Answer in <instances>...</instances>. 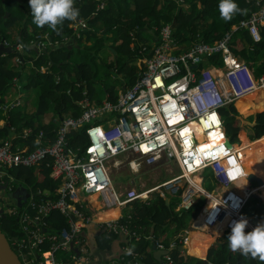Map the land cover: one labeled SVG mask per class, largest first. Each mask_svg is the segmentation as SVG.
<instances>
[{
	"label": "built area",
	"instance_id": "obj_1",
	"mask_svg": "<svg viewBox=\"0 0 264 264\" xmlns=\"http://www.w3.org/2000/svg\"><path fill=\"white\" fill-rule=\"evenodd\" d=\"M254 4L255 10L212 41L180 42L172 35L171 23L156 27L160 38L140 58L135 81L120 90L115 102L105 96L95 105L84 96L78 101L81 112L77 117L65 116L57 121L53 139L43 140V132L38 131L28 142L29 127L19 134L0 136V187L12 190L11 180L19 181L10 169L33 166L44 158L50 159V176L59 179L54 197L46 196V190H37L36 198L28 189L21 210L14 208V201L0 195V214L6 210L17 214L23 235L15 236L11 244L23 264H87L91 252L81 230L94 219L96 206L105 212L132 201L147 200L151 191L161 196L175 195L177 209L184 211L191 210L203 198L205 203L198 211L197 224L205 230L223 225L219 234L230 233L231 224L241 217L248 220L246 229H254L249 217L241 211L253 189L259 186L247 183L239 190L235 187L247 180V174L234 147L237 143L231 142L232 148L226 144L229 138L219 112L221 107L257 89L264 92V74L256 76L248 62L231 48L232 33L237 28H246L254 42L261 39L259 27L264 23V0H255ZM104 6L105 1L96 4L97 9ZM71 26L79 37V31L87 23L77 19ZM45 43L35 42L39 51L45 48ZM211 58L219 59L220 63L210 61ZM19 105V98L0 103L4 114L0 120L4 125H9V111ZM79 128L84 129L87 139L80 151L68 143V133ZM212 133L213 141L206 144ZM121 155L127 157L128 166L135 171L164 160L176 162L180 173L146 190L134 187L117 190L112 184L109 162ZM209 169L220 190L210 191L200 185L201 172ZM195 175L200 180H194ZM4 202L6 210L2 206ZM211 202L218 208L208 221L205 210ZM53 211L65 217V226L55 228L50 224L48 217ZM99 225L108 235L139 239L137 231L117 216H106ZM187 240L188 236H184L182 242ZM156 245L164 247L158 240ZM34 247L38 253L32 256ZM125 248L112 259V264L130 262L126 256L129 249L125 251ZM65 251H71V255L67 256ZM165 259L171 264L168 253Z\"/></svg>",
	"mask_w": 264,
	"mask_h": 264
},
{
	"label": "trees",
	"instance_id": "obj_2",
	"mask_svg": "<svg viewBox=\"0 0 264 264\" xmlns=\"http://www.w3.org/2000/svg\"><path fill=\"white\" fill-rule=\"evenodd\" d=\"M177 1L179 0H106L105 6L97 9L93 0H78L74 4V7L79 10L77 19H83L88 24L100 21L104 26V32L94 35L93 43L90 45L83 43L81 47H70L56 43L64 36L78 37L71 26L72 21H65L59 33L53 32L47 26L43 28L35 26L32 32H27L24 28L21 29L19 42L24 45L26 52H32L37 56L34 61L36 70L33 69L30 72L25 83H22L20 79L21 88H26L23 99L28 106L30 105L29 99L32 98L33 102V98H35L36 101L34 109L31 111L25 109L12 112L8 117L9 125L0 127V136L9 135L12 132L19 134L24 127H29L31 131L30 135L27 136L28 142L34 138L38 131L43 132V140L46 138L53 139L57 121L61 117H65L64 111L67 112L66 116L77 117L81 112L78 101L84 96L97 105L100 103L99 97L102 96V91H105L108 94L107 99L115 102L119 89L118 85L113 82L108 85L103 84L102 79L97 76L98 69L110 67L117 70L123 74V78L120 80L121 87L130 86L137 77L139 66L136 58L138 51L142 48L140 42L145 44V48L149 50L148 43H157L160 38L158 37V30L154 26L159 27L171 23L172 35L180 42L212 41L219 38L233 24L257 8L254 4L255 0H234L245 11L243 14H236L231 21L225 22L219 14L220 0H183L190 5L188 10L180 7ZM197 3H200L202 7L198 6ZM14 9H19L23 13L20 18L26 14H31L28 0L20 2L17 0H0V21L4 20L7 26L14 24L18 18ZM40 29L41 31L46 30L44 35L38 33ZM259 30L261 39L257 42L252 40L246 28L235 29L231 41L233 52L252 66L256 76L264 74V23L260 25ZM49 36L50 39L48 40ZM7 38L8 32H0V42ZM77 39L79 40V37ZM106 39L108 41L110 39L109 44ZM38 40L47 42L45 50L37 52L34 48L28 47L30 42L35 44ZM105 48L114 58L111 57L109 60L105 55L102 56ZM12 51L10 54L0 56V101L3 100L1 95L10 88L11 80L18 74L15 68L3 66L8 56L17 55L16 50ZM144 53H146L145 50ZM31 59V55H21L20 61L24 65ZM210 61L220 63L217 58H211ZM46 66L48 68L45 70ZM244 101L245 103L242 104ZM236 105L241 106L242 108H240L244 113L255 111L253 117L247 120L238 119L239 113ZM219 112L223 119L225 134L231 142H240L239 146L252 143L254 152L250 145L239 153L246 163L247 171L256 165L253 157L255 153L258 165L254 172L259 176H264V92L259 90L245 99L230 102L221 107ZM44 116L47 118L46 120L43 119ZM9 126L13 127V131ZM245 126L249 127L250 132ZM237 139L239 141H236ZM86 142L83 128L71 130L68 133V143L73 149L82 150ZM49 160V158H44L33 166H17L10 171L19 180V183L22 182L21 184L28 186L25 187L35 194L36 198L39 197L36 195L37 190H46V196L54 197L59 179L50 176ZM12 187L14 188V185ZM2 190L3 187L0 188V195ZM262 196L264 197V190ZM164 201L163 198H158L152 205L132 201L129 227L141 236L136 241V246L131 249V254L126 255L127 260L130 261L127 264H131L135 259H142L145 264H164L163 261L153 257L148 252L152 245V239L148 238L145 228L140 227L152 223L159 236V231L167 229L168 221H174L177 227H182L184 216L180 213L185 212L174 211ZM14 208L16 210L23 209L22 205H15ZM16 216V213L5 212L0 214V228L8 237H21L23 235L20 234V225ZM125 217L123 215L118 220H123ZM48 221L55 228L63 227L67 223L65 217L58 211H53L49 215ZM245 231L250 230L245 229ZM110 234L111 237L117 235L115 233ZM184 236L186 235H177V238L170 242L161 240L164 247H170L173 256L171 264L184 262L178 249V240L181 242ZM227 237L216 243L208 244L206 254L201 258L195 257L196 264H261L258 259L246 258L239 252H231L227 247ZM191 241L193 244L197 240L192 239ZM172 244L176 247H171ZM197 244L205 245L203 248L206 247V243L197 242ZM34 250L32 256L38 253L37 248L34 247ZM134 254L139 256L134 257ZM141 254L143 255L140 256Z\"/></svg>",
	"mask_w": 264,
	"mask_h": 264
},
{
	"label": "crops",
	"instance_id": "obj_3",
	"mask_svg": "<svg viewBox=\"0 0 264 264\" xmlns=\"http://www.w3.org/2000/svg\"><path fill=\"white\" fill-rule=\"evenodd\" d=\"M17 1L20 2L22 0H17ZM77 1L78 0H74V4ZM93 1H95V3L97 4L99 2H103L106 0H93ZM29 17H31V18H29ZM31 19H33L32 15L26 14L23 18H19L18 22H15L14 24L9 25V26H7L5 24L4 20L0 21V32L1 33L8 32V38L6 40H3L2 42L5 45H11L12 50L17 51V55L8 56L3 63L4 67H7V68L12 67L18 71V74L15 75L13 77V79L11 80L12 84H11L10 88L4 94L1 95L3 100L0 101V103L5 102L7 100H13L15 98H19L21 101V105L14 108L13 110H10L9 115H11L12 112H15L18 110L23 111V110L27 109V111H31L34 109V104L32 102V98L28 100V103L30 104L29 106L24 101L23 93L25 92L24 90L26 88L22 89L21 88L22 85L20 83V79L22 80V83H25L27 80V76L30 74V72L33 69L36 70V66L34 65V61L37 58L36 54H34V53L32 54V52H26L24 50V45L21 42H19L20 37H21V35H20L21 29L24 28L27 30V32H32L35 29L36 25L31 23V21H30ZM80 31H82V32H80ZM80 31L79 32L81 34L79 36V40L77 39L78 37L73 38L72 35H69V36H64L57 44L58 45H64V46H70V47H73V46L74 47H76V46L81 47L83 43H86V45H90L91 43H93V41L95 39V37H94L95 34H99V33L104 32V26H103L102 22H100V21L96 22V23H90V24L87 23V27L81 29ZM98 31H100V32L97 33ZM45 32H46V30L41 31V29L38 31V33L41 35H44ZM45 46L47 47V42L45 43ZM28 47L34 48L37 52H40L38 50L37 44H34V42H30ZM12 50L10 52H7V53H2L0 56H5L7 54H10L11 52H13ZM21 55L22 56L31 55L32 59L23 65V63H21V61H20ZM250 67L252 68V66H250ZM40 71H42V70L40 69ZM119 92H120V89H118L117 94ZM101 95L102 96L99 97V99H104L105 96H108L107 92H105V91H102ZM23 104H26V105H23ZM25 106H26V108H25ZM3 117H4V114L0 110V119H2ZM43 119L46 120L47 118L44 116ZM3 125H4L3 120H0V127H2ZM253 157L255 158L256 165L254 168H252L250 170L254 171L257 168L258 163H257L256 157H255V153H254ZM152 165H154V164H152ZM152 165H149V166H152ZM144 167H147V166H144ZM205 171H208V170H205ZM168 178H170V177H168ZM168 178H166V179H168ZM202 182H203V180L200 182V185L202 184ZM201 186L203 189H207V187H205L204 185H201ZM235 187L239 190V187H241V185L238 184ZM208 189H211L210 191H212L214 189L220 190L221 188L218 185H216L215 182L213 181V185L210 186V188H208ZM258 189H257V194L261 197V201L263 200L262 202L264 203V199H263L264 197L262 196L264 186L261 188V190H258ZM151 194L154 198L152 200H150L148 203H144V204L152 205V203L154 204L155 201L158 200V198H163L165 200V198L168 197V202L164 201L167 206H170L172 209H174V211H177V212L178 211H184L182 209H179V210L177 209V203H178L177 201L178 200H177V197L175 195L171 196V195L165 194V196H161V195L157 194L156 192H152ZM250 196H253L252 193L248 196L246 202L248 201ZM261 201H260V203H261ZM204 203H205L204 199L201 198L196 202V204L192 207L191 210H188V211L186 210V211H184L185 213L178 212V213H180V215L184 216V220H182V227H177L176 222H174V221H168L167 229L165 231H159L160 236L158 235V232L154 230L152 223H148V224L140 226V227L145 228L146 233H148V238L150 237V235H155L158 237V238L156 237V240H160V241L162 240L163 242H168V241L170 242L171 240L177 238V235L188 236V240L185 243H182V241L179 242V240H178L179 253H180V256L183 257V261H184L182 264H196L195 257L196 258L199 256L203 257L207 252V245L220 241L221 240L220 238L222 236L221 234H215L214 235V234H210V232L208 233V231L205 232L204 231L205 228L198 226L197 223L199 221V215H197V214H198V211L200 210V208L204 205ZM260 203L257 202L256 214H250V215L248 214L249 216H251V215L252 216L253 215L259 216V215L263 214V210L259 208ZM131 206H132V204L128 203L125 206L117 207L115 209L113 208V209H110V210L105 211V212L102 210H98L99 208L96 206V214L93 215L94 219H92L91 221L86 223V225L81 230V233L85 236L84 237L85 241L89 245L90 252H92V250H94L95 247L98 246L99 248L106 250L107 257H115V256H119L120 254L123 253L124 247H126L125 248V251H126L127 248L133 249V247L136 246V241L138 239L129 240L126 238V235H116L114 237H111L110 235L105 233V231H103L101 229V226L99 225L101 220H104V217H106V216L110 217L111 216V215H107V214H108V212L113 211V210H117V214L112 215V216H115V217L117 216L119 219L120 217L125 215L126 216L124 218L125 222L131 224V211H132ZM85 210L88 211L87 208H85ZM127 212L130 213V216L127 215L128 214ZM195 216H198L197 219H195ZM263 216H264V214H263ZM96 218L98 219V221H96ZM209 229L210 228H207V230H209ZM202 232L205 233L204 235L206 237H202L200 235ZM138 235H139V237L141 236V234H138ZM217 235H221V236H217ZM192 239L197 240L196 243L193 242V244H191L190 241ZM197 242L206 243V247L203 248V246H205V245L202 246L201 244H197ZM195 246H197L198 248ZM152 247H153V245H151V248L148 252L151 253L153 255V257L161 260L163 250L159 249V248H155V247H153V249H152ZM195 248H197L198 250L200 249L199 254L194 252ZM58 254L61 255L63 253L59 252ZM65 254L67 256H69V255H71V251H67V252L65 251ZM126 255H127V253H126ZM96 258H97L96 256H94V255L92 256V254H91L90 260L96 259ZM87 263H89V261Z\"/></svg>",
	"mask_w": 264,
	"mask_h": 264
},
{
	"label": "rangeland",
	"instance_id": "obj_4",
	"mask_svg": "<svg viewBox=\"0 0 264 264\" xmlns=\"http://www.w3.org/2000/svg\"><path fill=\"white\" fill-rule=\"evenodd\" d=\"M192 1H194V0H192ZM177 2L179 3L180 7H182L183 9H187V10L190 9L189 3H186L183 0H179ZM197 5L201 6L200 3H197ZM14 12L18 17L16 20V22H18L19 18L22 16L23 13L20 12L19 9H14ZM30 21L32 24H34L33 19H31ZM156 27L157 26H154V28H156ZM99 32L100 31H98L97 33H99ZM106 41L108 42V40H106ZM109 41H110V39H109ZM154 43L155 42H150V44L148 43V45L152 47V45ZM108 44H109V42H108ZM140 45L142 46L144 44L141 43ZM144 50L146 52L148 51V49L145 48V49H142L141 51L138 52V56L136 58L137 63L141 61L140 58H142V55L145 54ZM103 55H105V57L109 60L111 59V57L114 58V56H112V55L110 56V53H108L106 48H105L102 56ZM254 63H256V62H254ZM97 76H98V78L102 79L103 84L108 85V84H112V82H113L116 85H118V88L120 90H122L124 88V87H121L122 83L120 81L123 78V74H121L120 72H118L117 70H115L113 68L100 67L98 69ZM35 101H36V99L33 98L34 105H35ZM244 103H245V101L242 104H244ZM236 107H237V110L239 113L238 119L244 118L247 120V119H250L251 117H253V114L255 111L252 110L249 113H247V112L244 113L241 110V108H242L241 106L238 107L236 105ZM64 115L65 116L67 115L66 111H64ZM245 128L248 130V132H250V129L248 126H245ZM236 141H239V139H237ZM251 149L254 152V149L252 146H251ZM127 162H128L127 157L125 155L118 156L116 159H112L109 162L110 177H111L112 184H113L114 188L117 190L125 191L126 189L131 188V187H134L136 190H146V189L157 186L158 184H160L163 181H166V178L172 177V176L180 173V169H179L178 165L176 164V162H174V161L160 160L152 166H147L144 168L142 166L138 171H135L134 169L130 168L128 166ZM201 174L204 178V179L202 178L203 182L201 185H204L205 187H207V190H211L208 188H210V186L213 185V181L215 182L213 175H212V171L210 169L208 171L203 170V172H201ZM11 183H12V185H14V187H17L19 185V182L15 181V180H11ZM244 185H247V183L244 182ZM251 185L253 187H255L257 185V183L255 181H253V182H251ZM241 186H243V185H241ZM254 189L256 190V188H254ZM258 190H261V188H259ZM254 192L257 193V190ZM254 192H252V193H254ZM10 193H11V190L3 189L1 191V196H3L5 199H9ZM151 193H152V191L149 192L148 194L151 195ZM262 201L259 205V208L263 210V214H264V203ZM257 202H258V200L254 196H250L248 201L245 203L244 208L241 211V214L242 215L256 214ZM2 206L5 207V210L7 209L5 202L2 204ZM6 211L8 213H11L8 210H6ZM263 214L259 215L257 217L262 219L264 217ZM255 227L256 226H254V228ZM204 231L205 232L208 231V233L210 232V234L215 235V232H213V231H210V230H204ZM204 234L205 233L202 232L200 235L202 237H206ZM227 235H228V232H223L222 236L221 235H219V236H221V238H220L221 240H224L227 237ZM200 243H203V242H200ZM194 252L199 254V250L197 248H195ZM201 257L202 256H199V258H201ZM195 262H196V259H195ZM208 264H210V263H208Z\"/></svg>",
	"mask_w": 264,
	"mask_h": 264
},
{
	"label": "clouds",
	"instance_id": "obj_5",
	"mask_svg": "<svg viewBox=\"0 0 264 264\" xmlns=\"http://www.w3.org/2000/svg\"><path fill=\"white\" fill-rule=\"evenodd\" d=\"M28 5L30 8L31 15L33 17V23L38 28H43L47 26L53 32L57 33L60 32L61 26L64 24L65 21H76L79 16V10L74 7V0H28ZM218 7L220 18L225 22L231 21L236 14H243L245 11L244 9H241L238 4L234 2V0H220ZM49 37L48 40L50 39ZM45 48L43 50H45ZM47 68L48 67L46 66L45 70ZM150 196L151 197H149V199L144 201H138L137 203H148L154 198L152 194ZM243 216L250 217L249 215ZM247 224L248 220L244 217H241L239 220L234 221L231 224V232L227 237V247L233 253L239 252L242 256L246 258L250 257L252 259H258L261 264H264V223L258 224L252 230L247 228L250 231L246 232L245 229ZM149 238L152 239V245H154L155 248L163 250L161 261H163L164 264H167L165 254L168 253L173 259V256L170 252V247H158L156 245L157 240L155 235H150ZM171 247H176V245ZM128 253L131 254V249L128 250ZM142 255L143 254H141L140 256ZM115 257H109V264H112V259ZM135 260L138 261V264H145L142 259Z\"/></svg>",
	"mask_w": 264,
	"mask_h": 264
},
{
	"label": "water",
	"instance_id": "obj_6",
	"mask_svg": "<svg viewBox=\"0 0 264 264\" xmlns=\"http://www.w3.org/2000/svg\"><path fill=\"white\" fill-rule=\"evenodd\" d=\"M11 50V45H5L2 41L0 42V55L2 53L10 52ZM226 144L229 148H232L233 146L229 139L226 140ZM237 144H239V142ZM246 179L249 184L255 181L258 186H264V181L262 177L257 175L255 172L250 171L249 173H247ZM28 194L29 193L27 191V188L21 183H19L17 187L13 188L10 193L11 197L16 200V205L18 206L22 205L23 202H25ZM252 195L258 200V203H260L261 197L255 192L252 193ZM165 201L168 202V197L165 198ZM249 220L251 221V224L253 226H257L260 223H264V218L261 219L256 215H251L249 217ZM14 239H16V237H8L0 228V264H23L22 259L11 244V241ZM96 247L94 250H92L91 254L92 256L94 255L97 258L90 260V262L87 264H109V257H107L106 250H103L98 246Z\"/></svg>",
	"mask_w": 264,
	"mask_h": 264
},
{
	"label": "bare ground",
	"instance_id": "obj_7",
	"mask_svg": "<svg viewBox=\"0 0 264 264\" xmlns=\"http://www.w3.org/2000/svg\"><path fill=\"white\" fill-rule=\"evenodd\" d=\"M259 90H261V89H257L256 91H254L253 93H255V92H257V91H259ZM252 93V94H253ZM249 95H251V94H249ZM249 95H247L246 97H248ZM245 97V98H246ZM244 97H242V98H240L239 100H241V99H245ZM213 141V133L211 134V137L207 140V142H206V144H209L210 145V143ZM252 143H250V144H247V145H243V146H239L238 144H234V147H236L237 148V150H238V152H240V151H242V150H245L248 146H250ZM252 146V145H251ZM242 163H243V167H244V172L247 174V173H249L250 171H252V172H254L253 170H249V171H247V167H246V163L244 162V160L242 159ZM196 173H198V172H195L194 174H196ZM260 177H262V179H263V181H264V176H260ZM194 180H196V179H198V180H200L199 179V177H197L196 175L194 176V178H193ZM244 182H246V183H248V181L247 180H242V181H240V185H243L244 187H246V185H244ZM243 186H241V187H243ZM263 186H260V188H262ZM257 190V189H256ZM255 189H253V192L254 191H256ZM216 206V207H215ZM212 207H215V208H212ZM217 208H218V205L216 204V203H214V202H211V204L208 206V208L205 210V212H208L207 213V215H206V220H208V221H210L212 218H211V216H212V213L214 212V211H216L217 210ZM115 214H117V210H113V211H110V212H108V214L107 215H115ZM205 217V216H204ZM203 222H205V219L203 218ZM223 227V225H213V226H210L209 228V230H211V231H214L215 232V234H219V232L221 231V228ZM254 228V227H253ZM190 243L192 244V241H190Z\"/></svg>",
	"mask_w": 264,
	"mask_h": 264
},
{
	"label": "flooded vegetation",
	"instance_id": "obj_8",
	"mask_svg": "<svg viewBox=\"0 0 264 264\" xmlns=\"http://www.w3.org/2000/svg\"><path fill=\"white\" fill-rule=\"evenodd\" d=\"M9 199H10V201H14V202L16 201L14 198L11 197V195H10Z\"/></svg>",
	"mask_w": 264,
	"mask_h": 264
}]
</instances>
